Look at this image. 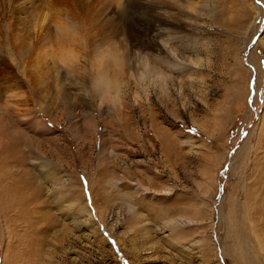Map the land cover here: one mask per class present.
<instances>
[{
    "label": "rangeland",
    "instance_id": "obj_1",
    "mask_svg": "<svg viewBox=\"0 0 264 264\" xmlns=\"http://www.w3.org/2000/svg\"><path fill=\"white\" fill-rule=\"evenodd\" d=\"M0 264H264V0H0Z\"/></svg>",
    "mask_w": 264,
    "mask_h": 264
},
{
    "label": "bare ground",
    "instance_id": "obj_2",
    "mask_svg": "<svg viewBox=\"0 0 264 264\" xmlns=\"http://www.w3.org/2000/svg\"><path fill=\"white\" fill-rule=\"evenodd\" d=\"M117 55L115 54V52L114 53L111 52L110 55L106 57L108 59L107 61L99 62L97 73L95 75V85L97 88L96 95L98 96V98H102L105 95L110 96L111 91L118 92L119 90L118 82L114 81L112 78L108 76L110 71L112 72V70H115L114 73H116L117 71H121L123 67V63L121 62V57L119 58Z\"/></svg>",
    "mask_w": 264,
    "mask_h": 264
}]
</instances>
